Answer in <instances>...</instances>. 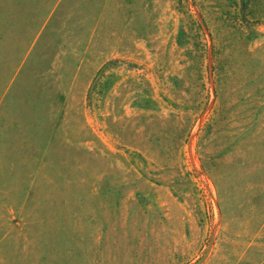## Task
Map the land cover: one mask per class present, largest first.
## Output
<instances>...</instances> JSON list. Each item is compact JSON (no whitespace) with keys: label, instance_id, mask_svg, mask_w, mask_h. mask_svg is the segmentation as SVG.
Segmentation results:
<instances>
[{"label":"rangeland","instance_id":"rangeland-1","mask_svg":"<svg viewBox=\"0 0 264 264\" xmlns=\"http://www.w3.org/2000/svg\"><path fill=\"white\" fill-rule=\"evenodd\" d=\"M0 264H264V0H0Z\"/></svg>","mask_w":264,"mask_h":264}]
</instances>
